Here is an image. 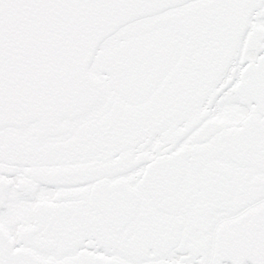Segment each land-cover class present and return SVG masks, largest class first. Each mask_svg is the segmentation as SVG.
<instances>
[{
	"label": "snow or ice",
	"instance_id": "snow-or-ice-1",
	"mask_svg": "<svg viewBox=\"0 0 264 264\" xmlns=\"http://www.w3.org/2000/svg\"><path fill=\"white\" fill-rule=\"evenodd\" d=\"M0 264H264V0H0Z\"/></svg>",
	"mask_w": 264,
	"mask_h": 264
}]
</instances>
